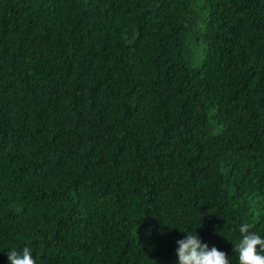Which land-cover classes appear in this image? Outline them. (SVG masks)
Returning a JSON list of instances; mask_svg holds the SVG:
<instances>
[{
    "label": "trees",
    "instance_id": "obj_1",
    "mask_svg": "<svg viewBox=\"0 0 264 264\" xmlns=\"http://www.w3.org/2000/svg\"><path fill=\"white\" fill-rule=\"evenodd\" d=\"M264 238V0H0V264H177Z\"/></svg>",
    "mask_w": 264,
    "mask_h": 264
},
{
    "label": "clouds",
    "instance_id": "obj_2",
    "mask_svg": "<svg viewBox=\"0 0 264 264\" xmlns=\"http://www.w3.org/2000/svg\"><path fill=\"white\" fill-rule=\"evenodd\" d=\"M254 225L244 222L239 227L241 238L235 244L239 264H264V238L252 231ZM178 248L177 264H229L228 255L215 246L209 249L202 243L197 233L185 234L183 239L176 242ZM9 264H37L29 247L18 251L15 248L8 251Z\"/></svg>",
    "mask_w": 264,
    "mask_h": 264
}]
</instances>
